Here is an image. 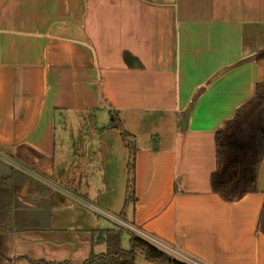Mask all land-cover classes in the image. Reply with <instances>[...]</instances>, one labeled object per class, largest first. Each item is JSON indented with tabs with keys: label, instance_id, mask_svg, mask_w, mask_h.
I'll use <instances>...</instances> for the list:
<instances>
[{
	"label": "crops",
	"instance_id": "0c3cea01",
	"mask_svg": "<svg viewBox=\"0 0 264 264\" xmlns=\"http://www.w3.org/2000/svg\"><path fill=\"white\" fill-rule=\"evenodd\" d=\"M261 51L264 0H0V167L44 178L25 173L22 193L46 218L90 174L80 159L112 172L133 154L131 226L191 264H264V160L256 193L211 185L216 132L264 81V56L244 62Z\"/></svg>",
	"mask_w": 264,
	"mask_h": 264
},
{
	"label": "rangeland",
	"instance_id": "374dc122",
	"mask_svg": "<svg viewBox=\"0 0 264 264\" xmlns=\"http://www.w3.org/2000/svg\"><path fill=\"white\" fill-rule=\"evenodd\" d=\"M72 130L75 133L77 128ZM127 140L133 141L130 137ZM70 143L74 145L77 142ZM90 154L86 156V161L80 159L79 162L86 171L90 170L88 177L79 182L73 175L76 179L73 187L67 186L66 190L57 188V193L63 198L52 208H44L47 212L46 218L41 215L39 209L29 208H36L33 202L24 196L16 197L13 221L5 227L9 228L6 232L0 231V264H83L92 254L106 253L107 246L101 240L104 236L101 234L103 230L108 229H121L122 248L131 249V208L128 207L126 211L128 218L120 214L128 196V158L122 165L119 162L113 165L112 169L115 170L110 172L102 162L105 156ZM92 154L94 155L93 151ZM77 157L78 153L75 157L71 153L65 162L77 163ZM109 168L111 169L110 165ZM8 173V168L0 167V174ZM112 175H116L118 180L109 184L107 177L110 180ZM48 179V184L55 187L54 181ZM35 212L41 216L34 218ZM36 226H43L44 230L38 231ZM40 240L42 242L35 243ZM136 264L159 263L147 260L144 253L138 250Z\"/></svg>",
	"mask_w": 264,
	"mask_h": 264
},
{
	"label": "trees",
	"instance_id": "16d2710c",
	"mask_svg": "<svg viewBox=\"0 0 264 264\" xmlns=\"http://www.w3.org/2000/svg\"><path fill=\"white\" fill-rule=\"evenodd\" d=\"M258 54L263 57L264 51ZM109 127L120 129L124 139L128 138L114 113L111 115ZM215 140L216 169L211 176L213 191L226 201H236L258 192L259 171L264 160V81L256 84L254 95L238 107L234 116L217 130ZM7 166L5 169L8 168L10 173L0 174V231L8 230L5 227L13 221L16 197L24 196L32 202L30 191L26 195L22 193L23 185L28 179L26 172L9 164ZM128 174L125 205L134 198L133 154L128 165ZM29 208L33 209L32 206ZM263 219L264 207L260 223ZM129 233L132 247L124 250L121 246V229L103 230L101 236H104L101 240L107 246L106 253L92 254L83 264H136L138 250L144 253L147 260L159 264H191L172 256L133 231L129 230Z\"/></svg>",
	"mask_w": 264,
	"mask_h": 264
},
{
	"label": "built area",
	"instance_id": "2783aa9c",
	"mask_svg": "<svg viewBox=\"0 0 264 264\" xmlns=\"http://www.w3.org/2000/svg\"><path fill=\"white\" fill-rule=\"evenodd\" d=\"M25 172H27L30 176H32V177H34V178H36V179H38V180H43L44 178H42L39 174H36L35 172H33V171H29V170H27V171H25ZM128 229V228H127ZM129 230H131V231H133L135 234H137V235H139V236H141L142 238H144V239H146V240H148V241H152V239L151 238H149V236H145V235H143L139 230H137L135 227H133V226H131V229H129Z\"/></svg>",
	"mask_w": 264,
	"mask_h": 264
},
{
	"label": "water",
	"instance_id": "95a60500",
	"mask_svg": "<svg viewBox=\"0 0 264 264\" xmlns=\"http://www.w3.org/2000/svg\"><path fill=\"white\" fill-rule=\"evenodd\" d=\"M259 55H260V54H256V55H253V56H251V57H248V58H246V59L244 60V62L252 61V60L256 59ZM224 71H225V70H222L220 73H222V72H224ZM220 73H219V74H220ZM219 74H217V75H219ZM189 112H190V110H188V111L185 113L184 118L181 120V122H182L181 128H182V129H186V127H187V121H188V117H189Z\"/></svg>",
	"mask_w": 264,
	"mask_h": 264
}]
</instances>
